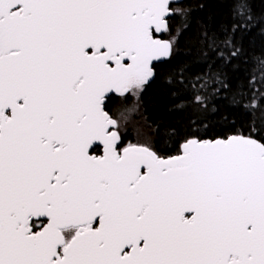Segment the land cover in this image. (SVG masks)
<instances>
[{
  "label": "snow or ice",
  "instance_id": "6c2138e0",
  "mask_svg": "<svg viewBox=\"0 0 264 264\" xmlns=\"http://www.w3.org/2000/svg\"><path fill=\"white\" fill-rule=\"evenodd\" d=\"M215 2L0 0V264H264V11ZM157 78L194 114L125 144Z\"/></svg>",
  "mask_w": 264,
  "mask_h": 264
},
{
  "label": "trees",
  "instance_id": "16d2710c",
  "mask_svg": "<svg viewBox=\"0 0 264 264\" xmlns=\"http://www.w3.org/2000/svg\"><path fill=\"white\" fill-rule=\"evenodd\" d=\"M190 3L195 4L196 0H189ZM257 13L264 11V3L261 0H256L254 4ZM227 8L224 5L216 3L215 0H206V6L201 11H196V16L200 19H207L209 16L213 17L215 22H218L226 14ZM183 43V41H182ZM248 49V54L260 55L264 53V41L256 38L251 44L246 45ZM183 59V57H181ZM199 67L194 66L191 71H199ZM255 77V78H254ZM237 79L244 82L245 88L249 84L252 85L251 91L256 93L257 99H262L259 96L261 91V76L258 71H253L252 65L241 64V71L237 74ZM173 89L166 87L161 84L159 78L147 85L144 91L141 93L139 98L140 103V114L137 117L132 118V122L128 124L126 132L124 134V143L128 142L135 143L138 136L140 142L147 141L149 139V134L152 129L157 127H175L181 130L188 126L189 117L194 113L191 108L184 112L176 111L173 109V105L177 103V98L172 95ZM123 98H117L112 96V99L107 103L106 110L113 116V111L119 106L120 101ZM180 99L187 101L188 96L183 95ZM126 104L127 101L122 100ZM219 103V101H217ZM259 115V112H257ZM217 117H210L206 123L214 124ZM247 119L244 115L237 116V123H244ZM204 129L201 128V131ZM219 131L220 128H215ZM208 138V137H206Z\"/></svg>",
  "mask_w": 264,
  "mask_h": 264
},
{
  "label": "rangeland",
  "instance_id": "374dc122",
  "mask_svg": "<svg viewBox=\"0 0 264 264\" xmlns=\"http://www.w3.org/2000/svg\"><path fill=\"white\" fill-rule=\"evenodd\" d=\"M140 95H141V94H140ZM139 98H140V97H139ZM128 99H129V101H128L127 104H126L125 102L122 101L123 99L120 101L119 106L115 109V111H113V117H115V118H119V117H120V113H121L126 107L131 106L133 98H132L131 96H129ZM139 114H140V103H139V101H138V106L135 108V110L132 111V112H130V113H127V114H126V115H127V121H126L125 124H124V134H125V132H126V130H127L126 128L128 127V124L132 122V118H134V117H136V116L138 117ZM134 119H136V118H134ZM136 139H137L136 142H140L138 136L136 137ZM136 142H135V143H136Z\"/></svg>",
  "mask_w": 264,
  "mask_h": 264
},
{
  "label": "water",
  "instance_id": "95a60500",
  "mask_svg": "<svg viewBox=\"0 0 264 264\" xmlns=\"http://www.w3.org/2000/svg\"><path fill=\"white\" fill-rule=\"evenodd\" d=\"M112 96H114V97H119V96H117L116 94H112Z\"/></svg>",
  "mask_w": 264,
  "mask_h": 264
},
{
  "label": "flooded vegetation",
  "instance_id": "af4514ba",
  "mask_svg": "<svg viewBox=\"0 0 264 264\" xmlns=\"http://www.w3.org/2000/svg\"><path fill=\"white\" fill-rule=\"evenodd\" d=\"M117 98H121V97H117Z\"/></svg>",
  "mask_w": 264,
  "mask_h": 264
}]
</instances>
